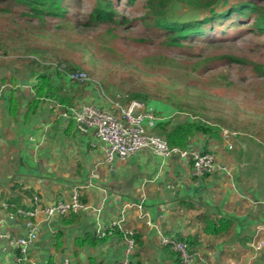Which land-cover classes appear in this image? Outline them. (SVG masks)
I'll use <instances>...</instances> for the list:
<instances>
[{"label": "crops", "instance_id": "obj_1", "mask_svg": "<svg viewBox=\"0 0 264 264\" xmlns=\"http://www.w3.org/2000/svg\"><path fill=\"white\" fill-rule=\"evenodd\" d=\"M25 70L22 81L12 77L7 81L3 78L8 75H3L0 82L8 86L0 98V230L23 235V218L13 216L9 223L5 219L13 209H31L35 196L40 206H46L68 200L77 188L80 201L87 206L74 216L76 220L66 215L42 223L38 239L28 251L31 262L60 264L68 258L72 264H116L123 252L120 236L96 241L94 246L77 244L81 239H96L98 232L118 223L133 232L137 242L130 264L179 263L170 250L160 246L159 232L195 240L193 251L201 259L196 264H264V247L260 251L251 248L255 237L264 239V231L258 233V227L264 226V140L255 150L235 153L238 138L228 149L222 129L220 140L193 137L188 150L213 153L228 170L201 178L192 176L189 162L162 158L147 150L108 165L103 145L93 132L78 133L74 122L60 115V108L69 106L43 101L35 115L25 117L36 85L35 77ZM52 73L55 85L62 83L69 92L78 89L65 74L59 78ZM79 88L83 94L77 106L90 104L114 112L91 85ZM144 105L157 116L149 133L157 135L159 122H170L167 130L182 122L164 103L151 100ZM3 204L14 208L4 211ZM136 204L143 206L144 218ZM224 218L231 219L226 233L212 236L203 232L206 220ZM2 245L0 241V264H12L16 250L3 251Z\"/></svg>", "mask_w": 264, "mask_h": 264}, {"label": "rangeland", "instance_id": "obj_2", "mask_svg": "<svg viewBox=\"0 0 264 264\" xmlns=\"http://www.w3.org/2000/svg\"><path fill=\"white\" fill-rule=\"evenodd\" d=\"M82 3L79 15L72 9L69 15L82 20L94 4L86 0ZM125 11L126 15L134 17L142 12L139 5ZM174 12L176 18L183 19L197 14L181 8H175ZM26 14L29 12L22 6L11 1L0 2V45L4 46L0 49L10 56L9 59L0 60V66L6 67L0 69L3 73L0 72V82L3 75H8L3 78L8 79L7 81H10L9 77L24 80L26 68L18 62L23 58H33L31 52L43 54L45 63L53 68L51 72H56L61 65L85 71L91 79L87 86L91 85L95 94L107 101H119L121 104L133 93L144 94L149 100L159 98L161 101L167 99L171 92L176 93L167 88L164 76L161 75L165 74L166 80L174 78L180 87H184L189 81L191 89H204L209 93L208 98L198 100L194 97L190 101L197 103L205 116L204 120L220 125L221 129L238 133L235 136L238 138L235 153L239 150L242 153L255 150L257 144L254 142L264 140V77L258 76L251 65L264 67V38L249 35L215 45L209 57L231 55L245 62L228 64L222 59L214 58L216 66L201 74L194 70L192 64L188 65L185 60L178 58L176 51L167 53L168 57L176 60L167 59L168 62L165 61L163 65L158 62L157 57L152 58L158 51L153 43L132 45V40L153 38L142 27L120 33L125 35L123 39L111 41L107 34L110 26H99L88 32L77 29L76 34L72 35L54 26L53 22L42 25V22L27 18ZM68 37L76 44L82 43L81 47L72 42L65 44ZM197 54L202 60L209 53L207 50L200 53L196 50L195 55ZM187 57L196 59L191 54ZM59 60L63 62L58 64ZM176 117L178 122L190 118L182 114H177ZM256 134L261 135V138Z\"/></svg>", "mask_w": 264, "mask_h": 264}, {"label": "trees", "instance_id": "obj_3", "mask_svg": "<svg viewBox=\"0 0 264 264\" xmlns=\"http://www.w3.org/2000/svg\"><path fill=\"white\" fill-rule=\"evenodd\" d=\"M7 1L25 8L29 12V14H26L27 18L42 22V25L53 22L54 26L56 25L72 35L76 34L77 29L88 32L99 26H110L107 34L110 36L111 41H114L124 38L125 35H121L120 33L127 32L129 29L142 27L153 38L132 40V45H135V43L140 45L148 42L153 43L154 46H157L158 51L152 58L157 57L158 62L163 65L165 61L176 60L167 56L168 52L176 51L177 54L174 53L178 58L185 60L188 65L192 64L194 70H197L201 74H205L211 67H215L217 64H215L216 59H222L228 64L245 62L231 55H223L222 58L217 56L213 58L212 56L209 57L211 51L215 49V45L249 35L264 38V0H86L92 1L94 4L90 11L83 16L82 20L70 16L69 12L72 9L79 15L80 9L82 10L83 7V0H0V2ZM137 5L142 10L139 16L134 17L133 15L125 14L127 8L130 9ZM175 8H181L185 11L192 10L197 12V14L185 19L176 18L174 15ZM70 38H66L64 43H71ZM18 39H20L19 36ZM72 39L74 38L72 37ZM72 44H76V42H72ZM80 44L82 43H77L76 45L81 47ZM1 47L4 46L0 45ZM82 48L85 49V47ZM196 50L199 53L202 50H207L209 54L201 60L199 54L195 55ZM31 53L33 54V58L27 57V59L23 58L19 60L36 80V85L33 87L35 96L27 104L25 117L29 118L35 115L43 101H50L58 106H77V99L83 94V89L79 87L84 85H78V89L72 90L73 92L67 91L62 83L58 86L55 85L51 76L53 68L45 63L46 60L43 59V54L37 52ZM190 54L196 56V59L192 60L191 57H187ZM61 62L63 61L59 60L58 64ZM251 65L258 76L264 77L263 66L258 64ZM53 73L57 74L59 78H62V74H64L58 70ZM161 75L164 76L167 88L175 90L176 93L171 92V95L163 101L159 98H155L153 101H158L171 107L176 112V115L182 114L190 118L174 125L169 130H167V127L170 122H159L156 125L155 133L163 137L170 147H178L182 150L188 148L190 139L195 136L220 140L221 126L204 120L205 116L200 112L197 103L190 101V98L194 99V97L198 100L208 98L209 93L204 89H191L192 85L189 81L187 85L180 87V84L175 83L174 78L166 80L165 74ZM132 100L142 102L143 104L151 101L144 94L133 93L122 104L126 105ZM257 136L261 138V135ZM254 143L259 144L257 142ZM70 216L73 219L76 218L74 214H70ZM230 224V218L217 221L206 220L203 232L207 235L219 236L229 230ZM111 232V235L107 234L103 238L81 239L77 245L78 247L85 244L94 246L96 241L105 242L113 236H120L122 238L120 231L112 229ZM134 240L136 242L135 238ZM178 240L185 242L191 250L195 249V240L182 238H178ZM172 254L179 262L178 256L173 252ZM19 256V250L17 249L14 258ZM23 264H28V261L23 262ZM45 264L53 263L52 261H47Z\"/></svg>", "mask_w": 264, "mask_h": 264}, {"label": "built area", "instance_id": "obj_4", "mask_svg": "<svg viewBox=\"0 0 264 264\" xmlns=\"http://www.w3.org/2000/svg\"><path fill=\"white\" fill-rule=\"evenodd\" d=\"M10 56L0 49V60L9 59ZM66 75L73 83L85 85L91 81L87 73L81 69H74L66 65H61L58 69ZM7 84H0V98H2ZM114 112L97 108L90 104H81L75 107H61L60 115L68 120H72L75 129L80 134L89 131L103 145L104 163L110 165L115 159L125 161L139 151L147 150L154 155L162 158H177L187 161L191 165V174L193 177L201 178L220 172H228L227 168L218 163L213 153L195 152L188 149H179L178 147H170L166 140L158 135L149 133L147 129L152 128L157 120L152 109L147 108L142 102L132 100L126 105L119 101H109ZM236 133L222 129L221 137L228 149L234 146ZM79 189L72 190L68 200H57L46 206L39 205V197L33 198L34 206L29 210L13 209L14 206L3 204L4 211L15 210L14 213L8 214L9 218L16 216L23 218L25 232L21 236H14L9 232L0 230V241L4 243L3 251L12 249L19 250L20 256L14 258L12 264H35L28 259V251L38 239L40 234V225L48 223L55 217H64L66 215L86 211L87 206L79 199ZM136 208L140 211V217L144 218L143 206L136 204ZM148 226L151 225L148 221ZM112 229H116L122 233L123 252L116 264H130L134 253L136 243L133 232L123 230L118 223H112L102 232L96 234L97 238L111 235ZM157 229V227H156ZM264 231V226L258 227V233ZM159 234V243L163 248L170 249L178 256L180 264H196L197 260H201L199 253L193 251L189 246L172 236ZM251 248L260 251L264 247V239H255ZM60 264H72L71 260L65 258Z\"/></svg>", "mask_w": 264, "mask_h": 264}, {"label": "water", "instance_id": "obj_5", "mask_svg": "<svg viewBox=\"0 0 264 264\" xmlns=\"http://www.w3.org/2000/svg\"><path fill=\"white\" fill-rule=\"evenodd\" d=\"M5 221H7V222L9 223V222H10V218L7 217V218L5 219Z\"/></svg>", "mask_w": 264, "mask_h": 264}]
</instances>
